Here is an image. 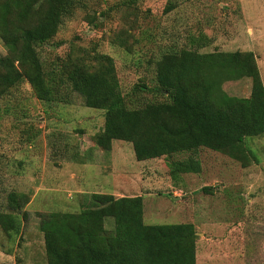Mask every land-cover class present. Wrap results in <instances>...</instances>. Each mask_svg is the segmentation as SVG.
Segmentation results:
<instances>
[{"label":"rangeland","instance_id":"374dc122","mask_svg":"<svg viewBox=\"0 0 264 264\" xmlns=\"http://www.w3.org/2000/svg\"><path fill=\"white\" fill-rule=\"evenodd\" d=\"M180 48L251 51L264 84V0H74L36 46L52 98L37 99L23 77L0 95V211L9 191L26 198L18 231L0 229V264H45L39 215L90 206L91 192L140 195L146 224L192 223L195 264H264V132L243 137L238 158L199 147L136 160L118 139L104 151L93 145L103 110L84 106L64 74L73 65L92 70L105 54L127 105L139 106L162 98L154 62ZM3 56L11 53L0 41ZM250 83L241 77L221 88L245 97ZM188 157L198 171L171 176L169 163ZM111 223L104 218L105 228Z\"/></svg>","mask_w":264,"mask_h":264},{"label":"trees","instance_id":"16d2710c","mask_svg":"<svg viewBox=\"0 0 264 264\" xmlns=\"http://www.w3.org/2000/svg\"><path fill=\"white\" fill-rule=\"evenodd\" d=\"M73 6L74 0L0 1V41L11 53L0 57V95L23 77L37 99L52 98L36 46L55 34ZM96 58L103 62L96 68L73 65L64 74L84 106L103 110L102 127L93 138L101 150L118 139L131 143L136 160L199 147L238 158L243 137L264 132V84L251 51L164 52L154 62V92L162 98L134 107L120 92L112 59ZM241 77L251 81L247 96L222 90L223 82ZM196 171L192 157L169 163L171 176ZM22 197L7 193L8 210L0 211L4 233L18 231L25 214L20 212ZM88 201L90 206L75 212L39 215L45 264H195L192 223H144L140 195L91 192ZM105 217L112 220L110 229L104 227Z\"/></svg>","mask_w":264,"mask_h":264}]
</instances>
